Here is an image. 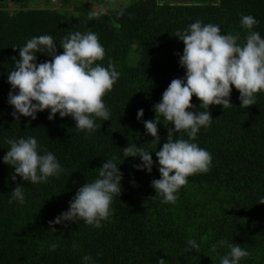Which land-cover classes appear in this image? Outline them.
<instances>
[{"label":"trees","instance_id":"obj_1","mask_svg":"<svg viewBox=\"0 0 264 264\" xmlns=\"http://www.w3.org/2000/svg\"><path fill=\"white\" fill-rule=\"evenodd\" d=\"M51 1L39 8L36 0H12L11 9L10 0H0V264H83L86 254L95 264H220L230 251L221 240L249 251L241 264H264V91L255 105L241 108L233 86L232 107L211 106L212 124L201 128L195 142L211 154L212 163L207 172L188 177L175 203H163L152 187L161 175L155 151L167 142L168 126L162 119L160 144H153L155 138L137 119L142 108L143 120H154L163 92L186 75L178 31L201 20L219 24L224 34L240 33L243 43L244 14L259 21L254 30L264 37V0H94L99 11L85 0H59L61 9L50 7ZM72 4L77 10L66 11ZM74 31L96 33L105 50L98 63L114 65L120 74L104 97L111 120L98 118L91 136L74 129L71 116L57 113L49 120L50 110L35 120H16L8 102V75L13 57L19 58L15 47L46 34L59 44ZM58 52H63L59 45ZM50 59L38 54V63ZM192 103L199 110L195 95ZM29 136L56 155L63 174L35 185L11 179L15 170L3 162L10 147L6 139ZM130 144L152 151L151 173L134 167L139 157L123 156ZM107 159H114L124 176L114 213L99 228L80 221L57 224L52 231L49 222L69 209L78 189L96 178ZM18 184L25 187L23 204L10 202Z\"/></svg>","mask_w":264,"mask_h":264},{"label":"clouds","instance_id":"obj_2","mask_svg":"<svg viewBox=\"0 0 264 264\" xmlns=\"http://www.w3.org/2000/svg\"><path fill=\"white\" fill-rule=\"evenodd\" d=\"M258 23L252 15H241L240 26L247 31L243 43L239 42L240 33L224 34L219 24H205L201 20L176 33L185 45L179 63L186 75L173 79L163 92L162 99L154 105L157 113L154 120L144 121L142 108L137 113L147 133L155 138L153 144H160L158 125L162 119L168 126L167 142L155 151L161 175L152 181L163 203H175L188 177L210 168L211 154L195 141L201 128L212 124L211 106H222L224 110L232 107L233 86L240 92L241 108L255 105L257 94L264 91V37L254 30ZM58 45L63 48L62 53L58 52ZM15 48L19 49V58L13 57L14 69L8 75L11 85L8 102L14 107L12 115L16 120L21 116L35 120L39 112L50 110L49 120H55L57 113L61 118L71 116L76 124L74 129L89 136L99 127L98 118L111 120L104 97L113 89L120 74L114 65L105 67L98 63L104 59L105 50L96 33L69 32L59 44L50 34L39 35ZM38 54L51 59L38 63ZM194 95L201 101L199 110H194ZM6 143L10 147L3 162L14 168L11 177L14 181L22 178L32 185L47 183L51 177L65 172L56 155L34 136L7 138ZM151 153L135 144L123 148V156L139 157L141 162L134 167L148 173L156 165ZM123 178L117 162L107 159L99 167L96 178L78 189L69 202V209L49 222L52 231L55 232V225L66 222L83 221L86 225L101 227L102 221L108 220L115 211L111 206L122 193ZM24 188L18 184L11 192L10 202L25 203ZM219 243L230 249L220 264H241V260L250 255L238 243L227 240ZM189 244L199 247L195 240ZM82 261L95 264L89 254L84 255Z\"/></svg>","mask_w":264,"mask_h":264},{"label":"rangeland","instance_id":"obj_3","mask_svg":"<svg viewBox=\"0 0 264 264\" xmlns=\"http://www.w3.org/2000/svg\"><path fill=\"white\" fill-rule=\"evenodd\" d=\"M58 1L59 0H52L51 1L52 5L50 7H53L55 9H61L62 7L60 4H58ZM85 1L89 4V7H88L89 9L94 10V11H99L100 6L94 4V0H85ZM36 2L39 4V8H44L46 6V0H36ZM10 3H11L10 7L12 9V7L14 6L12 4L13 3L12 0H10ZM118 3L122 4V1H119ZM65 10L69 12H73V11H76L77 9H76L75 4H72L71 6L66 7Z\"/></svg>","mask_w":264,"mask_h":264}]
</instances>
